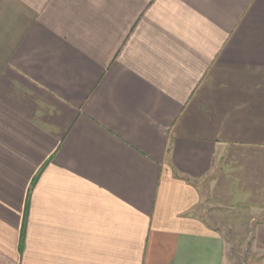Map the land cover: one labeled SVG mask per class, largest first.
<instances>
[{
  "label": "crops",
  "instance_id": "obj_1",
  "mask_svg": "<svg viewBox=\"0 0 264 264\" xmlns=\"http://www.w3.org/2000/svg\"><path fill=\"white\" fill-rule=\"evenodd\" d=\"M204 198L264 211V0H0V264H227Z\"/></svg>",
  "mask_w": 264,
  "mask_h": 264
},
{
  "label": "rangeland",
  "instance_id": "obj_2",
  "mask_svg": "<svg viewBox=\"0 0 264 264\" xmlns=\"http://www.w3.org/2000/svg\"><path fill=\"white\" fill-rule=\"evenodd\" d=\"M226 241L227 264H260L261 255L253 246L256 226L264 222V211L246 208H220L204 198L194 212Z\"/></svg>",
  "mask_w": 264,
  "mask_h": 264
},
{
  "label": "trees",
  "instance_id": "obj_3",
  "mask_svg": "<svg viewBox=\"0 0 264 264\" xmlns=\"http://www.w3.org/2000/svg\"><path fill=\"white\" fill-rule=\"evenodd\" d=\"M35 181H36V178H34L33 183H35Z\"/></svg>",
  "mask_w": 264,
  "mask_h": 264
}]
</instances>
